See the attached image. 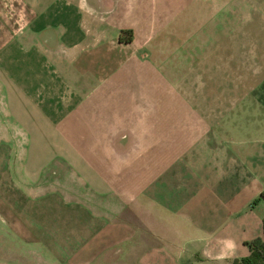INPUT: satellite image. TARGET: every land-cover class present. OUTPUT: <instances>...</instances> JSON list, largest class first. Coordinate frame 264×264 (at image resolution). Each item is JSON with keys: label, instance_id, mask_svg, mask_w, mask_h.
<instances>
[{"label": "crops", "instance_id": "0c3cea01", "mask_svg": "<svg viewBox=\"0 0 264 264\" xmlns=\"http://www.w3.org/2000/svg\"><path fill=\"white\" fill-rule=\"evenodd\" d=\"M189 1L0 0V148H24L8 161L28 183L0 202V264L249 255L263 234L264 106H194L169 90L103 117L117 79L165 81L148 44ZM84 130L100 136L70 137Z\"/></svg>", "mask_w": 264, "mask_h": 264}, {"label": "rangeland", "instance_id": "374dc122", "mask_svg": "<svg viewBox=\"0 0 264 264\" xmlns=\"http://www.w3.org/2000/svg\"><path fill=\"white\" fill-rule=\"evenodd\" d=\"M148 45V60L165 75V81H140L137 75L117 79L119 98L103 101L102 107L106 101L113 109L103 117L123 115L135 102L156 107L158 98L162 102L169 90L181 92L194 106L231 107L242 101L249 107L264 106V0H190ZM130 87L133 93L127 94ZM90 101L83 98L81 106ZM83 111L84 121L94 119L96 110L86 107ZM78 134L85 139L100 136L84 130L72 131L70 137ZM16 153L24 154V148H0V160H5L0 161V202L12 197L5 190L28 186L27 180L16 177L23 164L8 161ZM1 224L0 220V235L4 232ZM24 229L32 231V222Z\"/></svg>", "mask_w": 264, "mask_h": 264}, {"label": "trees", "instance_id": "16d2710c", "mask_svg": "<svg viewBox=\"0 0 264 264\" xmlns=\"http://www.w3.org/2000/svg\"><path fill=\"white\" fill-rule=\"evenodd\" d=\"M122 33H129V31H122ZM126 42L130 41L128 37ZM264 198V191L260 194ZM250 253L248 256L236 259L233 264H264V220H263V234L249 242Z\"/></svg>", "mask_w": 264, "mask_h": 264}]
</instances>
